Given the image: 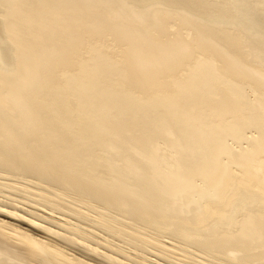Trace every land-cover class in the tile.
<instances>
[{
  "label": "bare ground",
  "instance_id": "6f19581e",
  "mask_svg": "<svg viewBox=\"0 0 264 264\" xmlns=\"http://www.w3.org/2000/svg\"><path fill=\"white\" fill-rule=\"evenodd\" d=\"M0 264H264V0H0Z\"/></svg>",
  "mask_w": 264,
  "mask_h": 264
},
{
  "label": "rangeland",
  "instance_id": "374dc122",
  "mask_svg": "<svg viewBox=\"0 0 264 264\" xmlns=\"http://www.w3.org/2000/svg\"><path fill=\"white\" fill-rule=\"evenodd\" d=\"M20 213V212H19ZM5 216V215H4ZM53 216L54 217H56V218H59V219H62V220H64V218L62 217V216H60V215H58V214H53ZM3 217V216H2ZM7 218H6V220H18L17 218H13V217H9V216H6Z\"/></svg>",
  "mask_w": 264,
  "mask_h": 264
}]
</instances>
